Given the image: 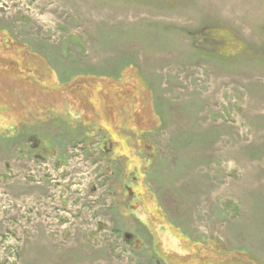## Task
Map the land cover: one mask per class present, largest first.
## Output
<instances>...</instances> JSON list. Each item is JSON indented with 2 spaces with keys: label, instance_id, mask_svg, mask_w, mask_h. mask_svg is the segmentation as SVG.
Segmentation results:
<instances>
[{
  "label": "rangeland",
  "instance_id": "374dc122",
  "mask_svg": "<svg viewBox=\"0 0 264 264\" xmlns=\"http://www.w3.org/2000/svg\"><path fill=\"white\" fill-rule=\"evenodd\" d=\"M0 264H264V0H0Z\"/></svg>",
  "mask_w": 264,
  "mask_h": 264
}]
</instances>
